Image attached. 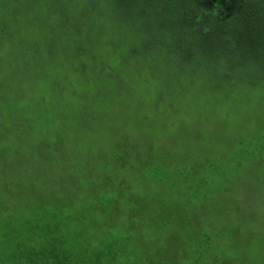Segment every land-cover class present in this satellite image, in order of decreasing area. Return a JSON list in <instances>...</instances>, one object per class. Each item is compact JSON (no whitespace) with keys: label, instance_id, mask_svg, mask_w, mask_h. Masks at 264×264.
Here are the masks:
<instances>
[{"label":"trees","instance_id":"1","mask_svg":"<svg viewBox=\"0 0 264 264\" xmlns=\"http://www.w3.org/2000/svg\"><path fill=\"white\" fill-rule=\"evenodd\" d=\"M113 6L128 17L150 12L161 22L165 47L184 51L186 60L199 48L215 71L226 67L228 84L241 74L251 91L264 85V0H113ZM155 48L143 45L146 53ZM129 89L123 84L119 93ZM3 95L9 94L0 92V211L30 196L53 199L46 204L69 256L86 236L92 246L88 264H264V147L260 154L243 151L245 176L263 174L240 202L236 195L244 189L217 180L221 165L215 159L190 161L194 153L173 152L174 142L128 133L109 162L97 163V152L84 157L82 126L62 122L59 130L50 129L57 123L52 114L38 126ZM158 150L175 157L159 159ZM132 151L134 157L125 156ZM83 159L87 165L77 168ZM77 201L84 213L76 212ZM72 258L60 257L59 263Z\"/></svg>","mask_w":264,"mask_h":264},{"label":"rangeland","instance_id":"2","mask_svg":"<svg viewBox=\"0 0 264 264\" xmlns=\"http://www.w3.org/2000/svg\"><path fill=\"white\" fill-rule=\"evenodd\" d=\"M149 15L128 17L113 0H0V92L38 126L48 114L57 122L50 129L59 130L62 122L82 126L84 157L97 152V163L109 162L128 133L174 142L173 152L194 153L190 161L215 159L221 165L217 180L244 189L236 196L246 201L245 189L263 174L245 176L242 160L244 149L260 154L264 147V85L251 91L238 74L229 86L226 67L215 71L199 48L186 60L184 51L162 44L161 22ZM144 44L156 48L146 53ZM123 84L130 89L122 97ZM213 147L215 152H205ZM173 152L156 154L161 159ZM86 165L83 159L77 168ZM43 199L4 204L0 264H88L91 240L84 236L75 258L69 256V246H59L53 208L46 204L54 200ZM73 206L84 213L83 204ZM60 257L72 259L59 263Z\"/></svg>","mask_w":264,"mask_h":264}]
</instances>
